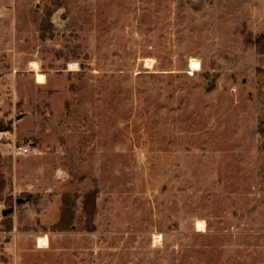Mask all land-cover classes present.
<instances>
[{"label":"rangeland","instance_id":"obj_1","mask_svg":"<svg viewBox=\"0 0 264 264\" xmlns=\"http://www.w3.org/2000/svg\"><path fill=\"white\" fill-rule=\"evenodd\" d=\"M262 131L264 0H0V264H264Z\"/></svg>","mask_w":264,"mask_h":264},{"label":"bare ground","instance_id":"obj_2","mask_svg":"<svg viewBox=\"0 0 264 264\" xmlns=\"http://www.w3.org/2000/svg\"><path fill=\"white\" fill-rule=\"evenodd\" d=\"M33 66H35V64H33ZM190 66H191L192 69H197L199 67V63L192 59L191 62H190ZM37 78H38V82H43L44 81V76L42 74H38ZM198 226L200 228H203V224L202 223H199ZM39 241L41 243H45L46 242V238H41Z\"/></svg>","mask_w":264,"mask_h":264},{"label":"water","instance_id":"obj_3","mask_svg":"<svg viewBox=\"0 0 264 264\" xmlns=\"http://www.w3.org/2000/svg\"><path fill=\"white\" fill-rule=\"evenodd\" d=\"M13 210H14L13 207H9L7 209L2 210L1 214H2V216H5V215H8V214L12 213Z\"/></svg>","mask_w":264,"mask_h":264},{"label":"built area","instance_id":"obj_4","mask_svg":"<svg viewBox=\"0 0 264 264\" xmlns=\"http://www.w3.org/2000/svg\"><path fill=\"white\" fill-rule=\"evenodd\" d=\"M22 151L27 152V148H21Z\"/></svg>","mask_w":264,"mask_h":264},{"label":"trees","instance_id":"obj_5","mask_svg":"<svg viewBox=\"0 0 264 264\" xmlns=\"http://www.w3.org/2000/svg\"><path fill=\"white\" fill-rule=\"evenodd\" d=\"M262 133L264 134V132L262 131ZM263 149H264V141H263Z\"/></svg>","mask_w":264,"mask_h":264}]
</instances>
